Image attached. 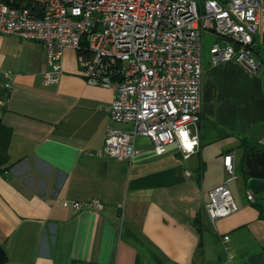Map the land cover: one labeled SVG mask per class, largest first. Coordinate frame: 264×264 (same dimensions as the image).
I'll return each mask as SVG.
<instances>
[{
	"label": "crops",
	"instance_id": "obj_1",
	"mask_svg": "<svg viewBox=\"0 0 264 264\" xmlns=\"http://www.w3.org/2000/svg\"><path fill=\"white\" fill-rule=\"evenodd\" d=\"M254 48L257 74L235 61L212 65L203 47L199 146L189 158L176 143L158 155L138 137L139 153L119 160L100 152L111 127L130 126L112 121L114 91L87 82L77 52L65 51L60 80L45 86L44 46L0 35V74L13 83L1 119L11 131L0 166L6 264H264V193L246 197L248 176L264 178L262 32ZM230 153L239 210L213 223L205 202ZM93 198L105 205L99 213L62 206Z\"/></svg>",
	"mask_w": 264,
	"mask_h": 264
},
{
	"label": "built area",
	"instance_id": "obj_2",
	"mask_svg": "<svg viewBox=\"0 0 264 264\" xmlns=\"http://www.w3.org/2000/svg\"><path fill=\"white\" fill-rule=\"evenodd\" d=\"M206 31L218 38L210 48L212 65L235 61L259 73L254 44L264 34L263 0H0V35L44 46L45 86L60 80L65 51L71 49L89 84L114 91L111 119L130 129L111 127L100 153L119 160L139 153L138 137L149 139L158 155L175 143L185 158L195 152ZM12 89V81L0 74V123ZM224 167L227 177L205 202L213 223L239 210L230 189L237 180L232 153L224 156ZM246 197L255 202L252 191ZM62 206L99 213L105 205L93 198L64 200ZM230 264L239 263L231 256Z\"/></svg>",
	"mask_w": 264,
	"mask_h": 264
},
{
	"label": "trees",
	"instance_id": "obj_3",
	"mask_svg": "<svg viewBox=\"0 0 264 264\" xmlns=\"http://www.w3.org/2000/svg\"><path fill=\"white\" fill-rule=\"evenodd\" d=\"M203 1L204 0L202 1L199 0L200 3H202ZM254 52H255V48H254ZM10 136H11V131L0 123V166H2L8 161L9 156L7 153V148H8ZM257 206L260 208L261 214L264 217V204L258 203ZM7 261H8V256L4 248L0 244V264H6Z\"/></svg>",
	"mask_w": 264,
	"mask_h": 264
},
{
	"label": "water",
	"instance_id": "obj_4",
	"mask_svg": "<svg viewBox=\"0 0 264 264\" xmlns=\"http://www.w3.org/2000/svg\"><path fill=\"white\" fill-rule=\"evenodd\" d=\"M247 187L255 196L264 193V178L256 176H248Z\"/></svg>",
	"mask_w": 264,
	"mask_h": 264
},
{
	"label": "rangeland",
	"instance_id": "obj_5",
	"mask_svg": "<svg viewBox=\"0 0 264 264\" xmlns=\"http://www.w3.org/2000/svg\"><path fill=\"white\" fill-rule=\"evenodd\" d=\"M202 1V0H201ZM217 36L209 31H206L204 33V47H205V51L208 52L210 47L212 46V44L217 40Z\"/></svg>",
	"mask_w": 264,
	"mask_h": 264
}]
</instances>
